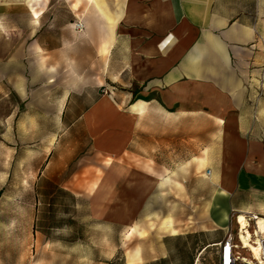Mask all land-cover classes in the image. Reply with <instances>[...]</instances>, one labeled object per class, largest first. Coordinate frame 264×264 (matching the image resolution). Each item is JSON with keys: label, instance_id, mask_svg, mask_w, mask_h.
Listing matches in <instances>:
<instances>
[{"label": "rangeland", "instance_id": "374dc122", "mask_svg": "<svg viewBox=\"0 0 264 264\" xmlns=\"http://www.w3.org/2000/svg\"><path fill=\"white\" fill-rule=\"evenodd\" d=\"M8 1L11 12L21 0ZM50 1L45 21L61 22L63 0ZM33 45L0 42V264H129L130 253L153 257L162 243L166 256L142 264H218L213 243L227 236L238 264H264L237 238L242 211L264 219V60L246 77L243 137L216 122L209 153L206 139L184 137L153 155L165 168L136 161L108 201L94 193L110 160L93 154L81 127L66 129L62 72L46 68ZM49 61L62 63V54ZM49 75L57 81L45 82Z\"/></svg>", "mask_w": 264, "mask_h": 264}, {"label": "crops", "instance_id": "0c3cea01", "mask_svg": "<svg viewBox=\"0 0 264 264\" xmlns=\"http://www.w3.org/2000/svg\"><path fill=\"white\" fill-rule=\"evenodd\" d=\"M9 3L0 0V42L31 41L46 68L62 72L66 129L81 127L93 154L110 160L95 198L114 201L136 161L165 168L153 155L184 137L206 139L211 152L216 122L243 137L246 77L264 60V0H63L58 23L45 21L50 0H21L11 12ZM58 53L62 63L51 65ZM87 91L94 97L85 103ZM161 245L132 264L165 257Z\"/></svg>", "mask_w": 264, "mask_h": 264}, {"label": "bare ground", "instance_id": "6f19581e", "mask_svg": "<svg viewBox=\"0 0 264 264\" xmlns=\"http://www.w3.org/2000/svg\"><path fill=\"white\" fill-rule=\"evenodd\" d=\"M32 12L35 15L37 14V12L34 10H32ZM221 194L224 197L226 193L221 191ZM216 202L218 203V201ZM247 213L248 212L246 211H242V213L239 215L240 221H239L237 238L241 248H245L249 250L254 259L260 260L261 259L260 257H262L261 255L264 254V219L253 214L246 215ZM251 219H255V229L253 231L250 230ZM226 220L227 218L223 217L220 219L219 223L223 221L225 222ZM140 258H141L140 252L138 250H135L134 252L128 255V263L132 264L134 261H137ZM242 260L246 261L247 259L245 257H242Z\"/></svg>", "mask_w": 264, "mask_h": 264}, {"label": "built area", "instance_id": "2783aa9c", "mask_svg": "<svg viewBox=\"0 0 264 264\" xmlns=\"http://www.w3.org/2000/svg\"><path fill=\"white\" fill-rule=\"evenodd\" d=\"M74 28L78 31H82L84 23L82 20H77L74 23ZM219 264H238L237 245L233 242L231 236H227L219 243Z\"/></svg>", "mask_w": 264, "mask_h": 264}]
</instances>
